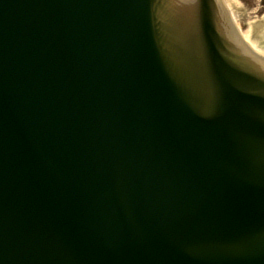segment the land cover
<instances>
[{
	"label": "water",
	"instance_id": "1",
	"mask_svg": "<svg viewBox=\"0 0 264 264\" xmlns=\"http://www.w3.org/2000/svg\"><path fill=\"white\" fill-rule=\"evenodd\" d=\"M213 10L0 0V264H264V48Z\"/></svg>",
	"mask_w": 264,
	"mask_h": 264
},
{
	"label": "flooded vegetation",
	"instance_id": "2",
	"mask_svg": "<svg viewBox=\"0 0 264 264\" xmlns=\"http://www.w3.org/2000/svg\"><path fill=\"white\" fill-rule=\"evenodd\" d=\"M214 2L218 15L226 22V26L232 25V27H229L231 31L243 33L248 22L250 23L264 16V0H232L234 6L238 9L235 20L232 18L230 10L227 7L225 8L222 0H214ZM243 19L244 23H241Z\"/></svg>",
	"mask_w": 264,
	"mask_h": 264
},
{
	"label": "bare ground",
	"instance_id": "3",
	"mask_svg": "<svg viewBox=\"0 0 264 264\" xmlns=\"http://www.w3.org/2000/svg\"><path fill=\"white\" fill-rule=\"evenodd\" d=\"M222 1L225 8L227 7L230 10L231 16L235 20L237 17V7L234 6L232 0ZM240 36L247 45L253 48H264V16L250 23L248 22L246 30L240 33Z\"/></svg>",
	"mask_w": 264,
	"mask_h": 264
},
{
	"label": "rangeland",
	"instance_id": "4",
	"mask_svg": "<svg viewBox=\"0 0 264 264\" xmlns=\"http://www.w3.org/2000/svg\"><path fill=\"white\" fill-rule=\"evenodd\" d=\"M241 23H244V19H243V20H241Z\"/></svg>",
	"mask_w": 264,
	"mask_h": 264
}]
</instances>
